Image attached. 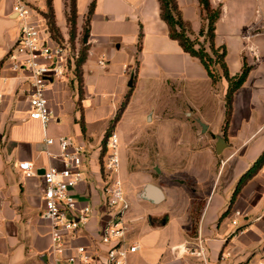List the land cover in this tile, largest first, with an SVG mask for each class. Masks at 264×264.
<instances>
[{"label": "crops", "instance_id": "obj_1", "mask_svg": "<svg viewBox=\"0 0 264 264\" xmlns=\"http://www.w3.org/2000/svg\"><path fill=\"white\" fill-rule=\"evenodd\" d=\"M15 1L0 0V264H55V258L64 262L79 245L91 256L88 264H104L106 247L98 231L110 177L102 171L101 150L128 92L113 131L129 202L127 236L139 244L129 264H202L178 249L185 242L195 244L198 237L208 264H255L263 259L264 164L232 203L231 197L240 176L264 150V0H209L221 10L214 41L226 49L229 75L240 73L244 64L250 67L234 93L226 137L222 126L228 83L223 77L213 83L200 61L169 37L158 0H94L82 65L83 96L78 103L74 66L61 79L50 78L45 94L51 120L43 128L28 117V73L12 70L6 60L19 32ZM24 1L46 11L45 0ZM91 1L76 0L79 30ZM64 2L52 0L56 24L67 37ZM177 3L191 36L202 41L199 31L205 20L198 0ZM131 111L133 118L128 119ZM62 136L83 147L84 178L74 197L79 204H91L93 215L86 229L65 235L64 254L53 255L50 227L42 215V174L49 166L63 167L57 142L45 143L47 137ZM138 159L147 168L127 172L129 162ZM24 161L31 164L30 176L19 167ZM147 184L162 191L161 201L142 196Z\"/></svg>", "mask_w": 264, "mask_h": 264}, {"label": "built area", "instance_id": "obj_2", "mask_svg": "<svg viewBox=\"0 0 264 264\" xmlns=\"http://www.w3.org/2000/svg\"><path fill=\"white\" fill-rule=\"evenodd\" d=\"M13 13L19 21L18 37L6 55V60L14 71H24L29 77V111L28 117L38 120L46 128L51 120V111L46 97V88L50 78L61 79L69 66H74L78 49L72 48L67 37L61 43L55 42L45 26L42 16L24 0H16ZM75 68V66H74ZM57 142L63 167L49 166L42 174L44 189L43 218L50 227L51 249L53 255H62L66 251L65 235L84 230L93 215L89 203L79 204L74 197L75 187L83 180L80 167L83 163L84 150L68 137H50L45 139L47 145ZM101 166L110 182L105 187V213L98 238L106 247L104 264H129L128 257L139 249V244L129 241L125 215L129 209L123 192L120 177L121 160L118 153V136L112 131L106 140V150L101 155ZM27 176L32 175L28 161L19 163ZM240 211H235L239 215ZM236 225V220H232ZM183 253L197 257L202 264H208L204 241L198 237L195 244L185 242L178 247ZM222 254V258L227 257ZM91 256L83 245L76 247V254L66 255L64 262L55 264H88ZM255 264H264V258Z\"/></svg>", "mask_w": 264, "mask_h": 264}, {"label": "trees", "instance_id": "obj_3", "mask_svg": "<svg viewBox=\"0 0 264 264\" xmlns=\"http://www.w3.org/2000/svg\"><path fill=\"white\" fill-rule=\"evenodd\" d=\"M45 2L46 11H40L34 7L33 9L42 16L51 38L55 42L61 43L64 40V36L56 24L52 0H45ZM158 2L160 17L167 24L169 37L173 40H176L184 52L200 61L213 83H216L221 77L226 79L228 85L224 95L225 118L222 126L223 136L226 137L225 135L232 112L234 93L246 80L250 67L244 64L240 73L234 76L229 75L225 61L226 49L224 46H216L214 41L216 22L221 14L220 7H213L209 0H198L201 7L202 18L205 20V25L199 31V36L203 37V40L201 41L199 40L198 36H191L190 24L183 19L177 0H158ZM64 3L65 7H67V39L73 49L76 47L78 49V56L74 62V73L78 81L79 103L83 96L82 65L85 62L88 54L90 18L94 11L95 2L94 0L90 2L87 14L80 30L77 27L76 0H65ZM141 35L142 34L140 33L139 38ZM217 69L220 70L221 75L218 74ZM129 96L130 92L125 95V98L118 108L116 114L110 121L109 127L105 133V138L103 140L101 150L102 153H104L106 150L107 137L112 133L115 124L119 121L124 109L126 108ZM82 129L84 130L83 125ZM263 164L264 150L254 161L252 166L240 176L233 191L231 203L236 198L245 183L258 172Z\"/></svg>", "mask_w": 264, "mask_h": 264}, {"label": "water", "instance_id": "obj_4", "mask_svg": "<svg viewBox=\"0 0 264 264\" xmlns=\"http://www.w3.org/2000/svg\"><path fill=\"white\" fill-rule=\"evenodd\" d=\"M131 81H132V78L128 82V86H131L132 84ZM201 126L205 130V125L201 124ZM220 144H222V142H220L218 145ZM217 151H219L218 148H217ZM142 196L144 198L151 199L154 202H159L163 198L162 191L151 184L145 185L144 191L142 192Z\"/></svg>", "mask_w": 264, "mask_h": 264}, {"label": "rangeland", "instance_id": "obj_5", "mask_svg": "<svg viewBox=\"0 0 264 264\" xmlns=\"http://www.w3.org/2000/svg\"><path fill=\"white\" fill-rule=\"evenodd\" d=\"M133 111H131V112H129V116H128V119H132L133 118V113H132ZM129 124V123H128ZM130 133H132V132H130ZM142 145V143H140L139 141H138V144L137 145H135V146H137V148H139V146H141ZM131 150H133L134 151V148H133V146L131 147ZM147 167H146V165H145V163H143V162H141L140 161V159H138L137 161H135V162H129V164H128V171L127 172H142V171H144L145 169H146ZM122 170V169H121ZM149 171H150V173L156 178V176H157V172L154 170V168L153 167H150V169H149ZM122 172V171H121Z\"/></svg>", "mask_w": 264, "mask_h": 264}]
</instances>
